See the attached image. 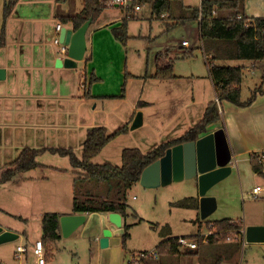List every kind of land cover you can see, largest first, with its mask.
I'll return each instance as SVG.
<instances>
[{
	"label": "rangeland",
	"instance_id": "374dc122",
	"mask_svg": "<svg viewBox=\"0 0 264 264\" xmlns=\"http://www.w3.org/2000/svg\"><path fill=\"white\" fill-rule=\"evenodd\" d=\"M24 1L32 2L30 7L31 3L25 6L33 9L35 0H19L17 7L22 8ZM81 1L68 0L67 5L79 7ZM3 3L4 0H0V39L6 27V20L4 21L2 18ZM199 3L200 0H182V6L184 7L182 8L175 1H172L170 12L165 13L163 18H156L155 15H152L149 5L143 6L137 13V18L128 22L126 30L128 39L125 43L116 40L109 29L103 30L95 37L97 47L94 49L93 59L88 61L86 67L87 81L92 75L97 78V80L90 82L89 91L91 95H98L97 97H102L101 94L119 96L121 95V86L124 84L126 73L135 76V79L127 81L124 99L89 100L86 101L83 110L78 114L79 118L85 122L83 126L89 125L90 128L102 126L106 128L108 134L127 125V132L110 141L92 160L94 164L107 163L120 166L123 149L137 148L145 154L155 146L170 141L172 138H177L179 135L181 136L186 126L192 122L190 121V115L198 112L197 106L188 107L191 105L189 103L192 100L197 102L210 100L212 94L209 92V73L202 50L199 22L190 18V11L185 9L187 7H198ZM121 10L124 14L125 10ZM131 13L134 12L130 11ZM113 24L118 27L121 23L118 21ZM8 25L12 26V23L9 22ZM183 41L188 44L187 49L181 47ZM186 51H191L192 54L183 58ZM168 62L173 65V74L177 77L175 80L161 82L150 77L153 75L157 64L163 65ZM215 64L243 68L240 86L242 101L250 97L251 91L255 87H259L264 83V61H255V68L252 67L251 61L226 60L216 61ZM51 85V82H49L47 86L51 87ZM27 92L30 91L28 89L18 90L15 97L13 95L8 96L3 101L8 105L11 103L13 105H26V101H33V97L26 94ZM75 92H79V87L75 89ZM138 102L146 103V105L137 106ZM39 103L41 106L51 107L63 104L51 99H45L44 102L42 100L36 101L35 105ZM77 106L78 102H75V107ZM137 113L142 115V124L140 127L131 130L130 127ZM132 114L134 116L131 121ZM34 131L37 133L36 130ZM67 131H73L72 140L66 139V136H61ZM84 136V129L74 127L69 130H60L58 134L53 132L48 137L35 135L29 140L32 142L30 144L36 147H64L66 145H62L63 142H67L75 155L80 157ZM40 140H44V142L40 143ZM43 154L41 158H38V162L45 164L47 168H40L28 175L41 176L45 174L51 178L53 166H62L72 171L66 157L47 152ZM3 162L10 161H0L1 166H3ZM235 171L233 168L232 173ZM41 183L49 185V182L46 181ZM64 184L66 186V182ZM71 185L72 180H70V189ZM104 185L94 183L91 189L92 194L95 196L104 194ZM257 185L258 187L262 186V182L258 181ZM260 188L262 189V187ZM262 194L264 195V193ZM206 196L214 197L217 206L215 212L207 218L210 221L236 218V216H240L238 214L243 206L247 208L252 203L251 201L256 200L247 197L241 198V191L235 174H231L214 185L206 192ZM184 198H198V188L195 180L172 182L167 186L151 189L143 188L139 183L135 184L127 195L126 214L128 216L125 223L129 227V238L125 246L119 244L120 252L118 251V254L120 259L121 253L123 257L126 252L130 253V251L135 253L153 251L155 245L163 238L164 227L167 226L171 229L172 236L186 237L197 234V226L193 223L195 217L194 219L192 217L194 212L172 206V204ZM10 210L16 212L15 214L22 219L14 220V218L0 212L5 223L23 227L20 234L24 232L25 237L28 234L34 238L39 235L40 207L36 209L33 205L31 215L26 213L27 208L21 207ZM238 218V220L242 219V217ZM102 219L103 216L100 213H92L88 215L84 225L71 236L61 237L49 251L48 264H104V262L109 261L112 255H115L113 247L96 250L95 245L91 246L88 242V237L98 231ZM190 219H193V221ZM207 232V226L202 224L199 235L205 236ZM18 243L19 241L16 240L0 246V264H19L20 262L32 264V257L29 258L27 263L25 260L18 262V259L14 258L13 254ZM240 256L243 259L245 257L247 264H264V244L248 243L246 245L245 243L244 249L240 251ZM200 257L205 258L209 264L216 263L215 258L208 260L206 255ZM203 260L201 259V261Z\"/></svg>",
	"mask_w": 264,
	"mask_h": 264
},
{
	"label": "crops",
	"instance_id": "0c3cea01",
	"mask_svg": "<svg viewBox=\"0 0 264 264\" xmlns=\"http://www.w3.org/2000/svg\"><path fill=\"white\" fill-rule=\"evenodd\" d=\"M18 1L19 0L15 1L11 12L6 19V27L4 30L5 43L0 48V68L5 69L6 71L4 80H0V161L10 162L15 160L24 148L37 150L43 148H63L72 150V148H70L71 146H69L70 144H67V142H63L64 144L62 145H66L64 147L33 146V144H30L32 142L29 139L35 135L48 137L52 135L53 132L54 134H58V131L60 130H69L75 127L84 129L86 136V132L90 127L89 125L83 126L85 122L79 118L78 114L83 110L82 108L86 101H89L83 97V83L87 80L86 67L88 61L93 59L94 49L97 47L95 44V37L105 29H109L111 33L112 29L116 28L113 23L118 21L121 23L123 19L122 15H124L122 14L120 7L116 5L107 6L88 28L86 33L87 50L84 60L78 62L76 68L67 69L55 66L58 58L63 56L58 53V47L54 46L52 43L53 38L57 34L55 27L57 24H60L61 27L73 30L71 23L64 25L59 21V18L74 16L79 13L83 7V0L79 7H70L67 5L68 0H64V2L61 3H57L55 0L52 2L51 0H35L33 9L26 7L28 6V3H31L29 7L32 5V2L27 1H24L25 3L22 8H18ZM244 14L251 19H264V0H244ZM9 22L12 23V26L8 25ZM254 64L255 62H252L253 68H255ZM130 79H135V76H132ZM208 80L210 86L209 92L212 96L210 100H206V102L192 100L189 103L191 105L188 107L197 106L196 108L198 109V112L190 115V121L192 122L186 126L181 135H183L189 128L195 126L202 119L204 110L209 102L218 101L214 84L210 77ZM49 82L52 84L51 87L47 86ZM260 86H262V89L264 90V83ZM77 87H79V92H75ZM21 89H28V91H30L26 94L33 97L32 102L26 101V105H13L12 103L8 105L4 103V98L12 95L15 97L16 92ZM101 95L106 96L105 94ZM97 96L98 95L94 97ZM45 99L56 100V102H62L63 104L57 107L41 106L40 103L35 105L36 101L39 102L42 100L44 102ZM75 102H78L77 107H75ZM170 103H172V101H170ZM219 113L220 123L211 126L210 132L219 128H222L225 131L232 156L229 164L231 167L230 175L235 174L237 178L239 189L241 191V198H251L250 194L252 189L258 186V181L262 182V186H260L262 189L258 194L259 199L257 198L255 201H251L252 203L247 208H244L243 206L238 214L240 216H236V218L233 219L224 218L241 222L242 239L247 245L248 243L245 241L244 236L246 227L264 226V195L262 194L264 193V179L253 172L249 162L250 154L264 153V92L262 94H257L253 103L248 107H238L223 101L219 103ZM133 116L134 115L132 114L130 117L131 121ZM34 130H36L37 133H35ZM72 132L73 131H67L61 136H66V139L72 140ZM43 142L44 140H40V143ZM43 155L44 154L38 156L36 161L38 162V158H41ZM10 162L3 163L8 164ZM38 164H40V166L27 172L23 180L8 184H0V212H2L3 215L10 216L14 218V220H20L22 218L17 216V214H15L16 212H13L10 209H18L21 207L27 208L28 210H26V213L30 214L33 210V205L36 209L39 207L41 208L39 216L40 233L35 238L30 234L25 237L23 235L24 232L20 234L23 227H17L12 223H5L2 217L3 215H0V227H2L4 231H10L17 234L18 237L16 240H18L19 243L16 247L22 246L26 249V253L22 260H18V262L25 260L27 263L29 258L32 257V264H37L36 257L32 254L31 249L36 241L41 240V221L44 214L57 213L61 216L73 214V182L75 172L62 166H53L51 178L45 174H42L41 176L28 175L30 172L40 168H47V166L41 162H38ZM233 168L236 170L234 173H232ZM70 180H72L71 189ZM45 181L49 182V185H45L44 183L40 184V182ZM65 182L66 186L64 184ZM184 210H192L194 212L192 217L193 219L195 217V220H190L197 226V234L186 237L172 236L171 229L167 226L164 227L165 231L162 234L163 238L155 245V247L161 241L169 238L174 239L184 237L188 239L189 237L197 236L202 224L207 226V223L209 222L218 221H210L207 220V218L201 219L198 209ZM90 214L92 213L85 214L86 218ZM100 214L103 216V219L100 222V227L96 233L88 237V242L91 246L95 245L96 250H100L99 240L102 237V231L105 229L110 230L111 237L109 238L107 248L113 247L115 255H112L109 261L104 262V264H127L130 253L133 252H126L123 257L121 253L120 259L118 251L120 252L119 244H122V235L124 226H126L125 220L128 215L121 216L122 226L117 228L109 222L108 214ZM238 217H242V219H240L241 221L238 220ZM76 230L74 232H76ZM59 235L61 238V231H59ZM60 238L58 240H60ZM42 246L45 263L48 264L50 249L44 244ZM244 247L245 245L242 246V244L238 242H226L217 239L203 243L201 240L197 243V248L194 250L179 246L177 254L160 256L158 264H209L205 258L200 257L202 255H206L208 260L215 258V264H247L248 262L245 261V257L243 259L240 256V251H242ZM188 250L194 252L187 253ZM15 251L13 254L14 258ZM201 259L204 260L201 261ZM19 264L23 263L20 262Z\"/></svg>",
	"mask_w": 264,
	"mask_h": 264
},
{
	"label": "trees",
	"instance_id": "16d2710c",
	"mask_svg": "<svg viewBox=\"0 0 264 264\" xmlns=\"http://www.w3.org/2000/svg\"><path fill=\"white\" fill-rule=\"evenodd\" d=\"M15 1L4 0L2 8L4 21L9 16ZM55 1L57 3L64 2V0ZM107 1L83 0V7L79 13L74 16L60 17L59 21L64 25L71 23L75 31L89 18L94 23L107 7ZM172 1L184 8L182 0H128V7L124 11L121 25L112 29L114 38L122 43L127 41V24L129 20L136 19L134 13L130 14V11L134 12L135 7L142 8L145 5H149L152 15H155L156 18H161L162 15L170 12ZM185 9L190 11V18L199 22L202 49L205 54L210 55L205 64L206 66L208 64L209 77L214 84L218 100L207 104L202 119L195 126L189 128L180 137L161 143L145 154L137 148L123 149L120 166H113L107 163L96 165L92 160L110 141L125 134L127 126H122L111 134L107 133L105 127H93L86 132L82 144L81 157H77L71 149L43 148L37 150L24 148L15 160L0 166V184L23 180L27 172L40 166L36 158L45 152L63 156L69 160L70 167L75 172L73 214L118 213L123 217L127 211L126 200L128 192L135 184L139 183L141 173L148 165L161 158L168 148L183 142L194 141L209 133L211 126L220 123L219 103L226 101L238 107L251 105L257 94L264 92L262 86L252 90L250 97L246 101H242L240 86L243 68L239 66H218L215 62L226 60L264 61V19L246 17L244 14V0H201L198 7ZM3 44L4 33L1 35L0 47ZM191 54V51H186L183 58L191 56ZM150 77L159 81L175 79L172 63L157 64L153 75ZM130 78L132 76L126 73L124 84L121 86V95L94 97L90 95L89 87L90 82L97 80V78L92 75L88 81L85 80L83 83V97L87 100H122L125 96V85ZM145 105L146 103H137V106ZM261 155L257 153L250 154L249 162L253 172L264 179V161L261 160ZM94 183L105 184L104 194L96 196L92 194L91 189ZM172 206L184 209H198V200L195 198H184L175 202ZM60 217L61 215L57 213H46L41 221L42 237L40 241L42 245H46L50 250L60 238ZM210 225H212L210 229L212 235L208 237V242L217 239L224 241L227 233H239L242 230L241 222L229 219L207 223V227ZM128 229V226H124L122 235L123 246H125L129 238ZM177 239L169 238L163 240L155 247L154 250L158 254V259L160 256L178 253ZM188 239L197 241V243L201 241L199 234ZM193 252L187 251V253ZM158 259H149L142 264H158Z\"/></svg>",
	"mask_w": 264,
	"mask_h": 264
},
{
	"label": "water",
	"instance_id": "95a60500",
	"mask_svg": "<svg viewBox=\"0 0 264 264\" xmlns=\"http://www.w3.org/2000/svg\"><path fill=\"white\" fill-rule=\"evenodd\" d=\"M92 19H87L77 30L61 27L58 32V42L66 47V53L61 54L55 63L56 67L67 69L76 68L78 62L84 60L87 50L86 33ZM59 53V52H58ZM60 54V53H59ZM5 69L0 68V80L5 78ZM142 115L137 113L131 130L140 127ZM231 151L225 131L216 129L194 141H187L168 148L164 155L148 165L141 173L139 184L151 189L167 186L172 182L195 180L198 188V211L201 219L208 218L216 209L214 197L206 196V192L214 185L230 175ZM108 220L115 227L122 226L118 213H109ZM85 214L62 215L59 218L62 237L70 236L76 229L84 225ZM247 243H264V226H249L244 231ZM18 237L0 227V245L12 242ZM111 232L102 231L99 240L100 248H107Z\"/></svg>",
	"mask_w": 264,
	"mask_h": 264
},
{
	"label": "built area",
	"instance_id": "2783aa9c",
	"mask_svg": "<svg viewBox=\"0 0 264 264\" xmlns=\"http://www.w3.org/2000/svg\"><path fill=\"white\" fill-rule=\"evenodd\" d=\"M113 5H116L120 8H122L123 10H125L128 7V0H108L107 6H113ZM140 9L141 8H138V7L134 8L135 18H137L136 13L138 11H140ZM162 18H163V15H162ZM55 29H56L57 34H56L55 38L53 39L52 43L58 47L60 54H65L66 53V47L64 45L59 44V42H58V32L61 29V25L57 24ZM181 46L188 48V44L185 41H183L181 43ZM204 58H205V63H207V60L210 58V55L204 53ZM207 68H208V64H207ZM261 160H264V154L261 155ZM260 191H261V188L258 186L253 188L252 192L250 194V197L253 199H257ZM211 226L212 225H210L208 227V232L205 236L199 235L201 237V240L203 241V243L204 242L207 243L208 237L210 235H212V231H210ZM224 241H226V242H238V243H241L242 246L245 245V242L242 239V231L239 233H235V232L234 233H232V232L227 233ZM177 244L180 247L187 248L190 250H194L197 248V242L190 241L189 239L184 238V237L178 238ZM31 250H32V254L36 257L37 264H46L45 259H44L43 246H42V243L40 240L35 242V244L33 245ZM25 253H26L25 247L17 246L16 251H15V258L18 260H22ZM149 259H153V260L158 259V254L155 250H153L151 252L145 251V252H139V253H135V252L130 253L127 264H142L144 261L149 260Z\"/></svg>",
	"mask_w": 264,
	"mask_h": 264
}]
</instances>
